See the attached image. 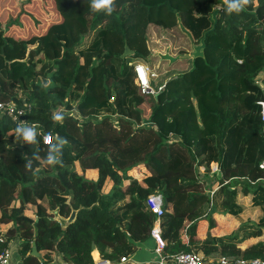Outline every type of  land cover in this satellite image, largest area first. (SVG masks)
Returning a JSON list of instances; mask_svg holds the SVG:
<instances>
[{
	"label": "trees",
	"instance_id": "1",
	"mask_svg": "<svg viewBox=\"0 0 264 264\" xmlns=\"http://www.w3.org/2000/svg\"><path fill=\"white\" fill-rule=\"evenodd\" d=\"M35 1L45 12L29 30L17 21L29 17L32 0L22 2L19 19L5 21L13 3L0 0V101L29 105L27 123L42 130L0 117V251L15 239L25 264H49L56 252L67 264L117 261L150 236L155 214L145 200L157 192L167 201L160 220L168 262L181 251L264 258L256 81L264 84V0L239 11L230 0H114L111 14L93 10L92 0ZM150 24L179 26L192 46L208 32L204 55L180 57L183 68L157 67L155 92L145 94L132 61L152 55ZM125 44L132 52L121 57ZM57 107L67 110L59 118ZM213 162L218 169L209 175ZM140 164L146 171L131 175ZM88 168L96 177L85 175ZM201 172L214 179L212 205ZM55 207L65 216L78 211L62 227ZM216 212L233 216L236 227L196 240L198 220L210 230Z\"/></svg>",
	"mask_w": 264,
	"mask_h": 264
},
{
	"label": "built area",
	"instance_id": "2",
	"mask_svg": "<svg viewBox=\"0 0 264 264\" xmlns=\"http://www.w3.org/2000/svg\"><path fill=\"white\" fill-rule=\"evenodd\" d=\"M134 72H135V80L139 86V90L142 93L149 94L154 93L155 89L151 86V79L158 76V73L154 69H150L145 62L142 61H134ZM259 82L260 86L263 89V97L258 101L260 106V119L264 124V84L260 80H256ZM163 85H160L161 88ZM29 105L19 106L13 101H0V117L5 116L12 121H16L28 128H35L36 123H27L26 115L29 110ZM63 110H66L63 108ZM67 111V110H66ZM39 128H35V130ZM42 133V132H41ZM43 141L45 143H49L51 141V135L43 133L42 134ZM259 167L263 170V176L261 177V181L264 184V159L260 161ZM141 169V167L139 168ZM217 164L211 165V171L209 175H212V172L217 170ZM134 174V173H133ZM212 192L213 188H211L207 193L209 194V204L212 205ZM147 207L155 214V219L153 221V225L150 229V236L155 240V251L158 254L159 264H225L230 262L225 257H219L218 259H206L198 252L195 251H181L175 253L172 256L170 262L163 256L162 250L165 245V240L161 234V215L164 211V199L160 193L152 192L147 195L146 198ZM1 239V238H0ZM128 261L127 255H121L117 261H113L109 258H101L98 257L95 264H124ZM241 264H264V258H251V259H237L235 260ZM10 262V252L8 247L4 250L0 251V264H8ZM43 264V262H41Z\"/></svg>",
	"mask_w": 264,
	"mask_h": 264
},
{
	"label": "rangeland",
	"instance_id": "3",
	"mask_svg": "<svg viewBox=\"0 0 264 264\" xmlns=\"http://www.w3.org/2000/svg\"><path fill=\"white\" fill-rule=\"evenodd\" d=\"M24 0H12L13 6H12V10L6 14L5 18L2 19V21H5L7 18L9 17H17V14L19 13V10L22 7V2ZM231 1V0H230ZM32 5L30 6V8H27L28 10H26L28 16H24L22 17V20H20L18 17L17 22L20 23L19 26H23V24H25L27 26V28L29 30H31V28H34L38 25H41V23H39L41 21V15L43 14V12H45L44 10L40 9L41 5H37L35 0H32ZM34 6V8H33ZM48 9L47 13H49L48 15H51L50 17L54 16V13H52L51 11H49L48 6H46ZM24 9V8H23ZM50 17L48 18V16H46L45 19H47L48 21H50ZM46 21V20H43ZM160 28H158L157 26H149L148 28V38H149V45L151 50L153 51V49H157L159 51V54H155L154 56H149L148 61H142L145 62L147 64V66L150 69H157V67H160L159 69L161 70H166V69H171L174 63L173 62H179L181 63L179 65V68H181V65H183L184 63V58H180V57H184L182 53L187 52V54L189 52H191L192 49V43L189 40L188 35L186 34V32H184L180 27L172 29V31H160ZM11 34V33H10ZM13 35H17L18 33L12 32ZM182 54V55H181ZM181 55V56H180ZM159 56V57H158ZM192 57V56H191ZM156 60V61H155ZM134 61H141L140 59H135ZM157 62V64H156ZM169 64V66H168ZM168 67H167V66ZM171 67V68H170ZM156 71V70H155ZM158 77V76H156ZM159 80V79H158ZM66 112V110H63V107H57L54 109V114L55 117H61L62 114H64ZM74 114H76V112H74ZM77 115V114H76ZM40 129V128H39ZM40 131L42 132V130L40 129ZM38 131V129L35 130V133H41ZM75 167L77 169H80L78 162H76ZM94 175L93 178L97 175L96 170H94ZM146 169L143 168L141 166V169L136 170V172L134 174V176H141L143 172H145ZM86 176L91 175V173L87 170L85 172ZM201 176L202 177H206L204 175L203 172H201ZM208 179L207 181L203 182V187L205 193H207L215 184L214 179H212L211 176L207 175ZM210 188V189H209ZM208 189V190H206Z\"/></svg>",
	"mask_w": 264,
	"mask_h": 264
},
{
	"label": "crops",
	"instance_id": "4",
	"mask_svg": "<svg viewBox=\"0 0 264 264\" xmlns=\"http://www.w3.org/2000/svg\"><path fill=\"white\" fill-rule=\"evenodd\" d=\"M149 26H157L158 28H160L159 33H160V31H163V30L167 31V32L172 31V29L179 27V26H176V27H173L171 29H161V27H159L158 25H155V24H150ZM149 26H148V28H149ZM147 33H148V30H147ZM192 49H193V46H192ZM155 54H157V55L159 54V51L157 49H153V51H152V55L154 56ZM156 64H157V62H156ZM168 66H169V64H168ZM185 66H186V64H183V65H181V68H183ZM211 165H215V162H213ZM139 166H142L143 168L146 169V167L142 164H140ZM87 170L91 173V175H89V177H93L94 171L92 169L88 168L85 170V172ZM78 171H81V170L78 169ZM203 178L205 181H207L208 176L203 177ZM206 190H208V189H206ZM236 225H237V220L233 216L226 214V213H223V212L222 213L216 212V213H214L213 225L210 227V230L208 229L209 222L207 220L201 218L198 220V223H197V226L195 229V233L193 234V236L196 240H200L207 234V231L210 232V235L211 234H222V233H226V232L231 231L233 228L236 227ZM186 238L188 239V236ZM17 243L18 242L15 239H13L9 242L8 249L10 252V262L8 264H25L24 263L25 259L22 258L18 252ZM95 255H96V257H98L97 251H95ZM158 258H159L158 254L155 251V240L151 236H149L147 239H145L140 244H138L137 250L133 254L128 256V261L124 264H159ZM218 258L219 257L210 256L207 259H214L215 260ZM49 264H67V263H65L62 260L61 256L59 255V253L56 252L54 254L53 261L50 262ZM225 264H241V263H238L236 261H230V262L225 263Z\"/></svg>",
	"mask_w": 264,
	"mask_h": 264
},
{
	"label": "water",
	"instance_id": "5",
	"mask_svg": "<svg viewBox=\"0 0 264 264\" xmlns=\"http://www.w3.org/2000/svg\"><path fill=\"white\" fill-rule=\"evenodd\" d=\"M217 12H218V7L215 8V10L213 11V24L211 26V28L209 30H212L215 28L216 22H217ZM208 32V30L204 33V36L201 38L200 43L196 44L193 46V50L191 51V53L188 54H183V56H192V57H196V56H202L204 55V51L203 48L205 46V35ZM132 52V50L128 47L127 44H125L124 50L121 54V57H124L127 54H130ZM166 199H164V207L166 206ZM78 211V208H71L70 212L68 215H61L59 213V208L55 207L53 209L50 210V212L52 213V217L53 219L59 221V223L61 224L62 227H66L70 222H72L75 219L76 213ZM207 234L209 235V238H212V236L210 235V232L207 231ZM31 253L33 255L38 256L39 255V251L37 250V246L35 241H32V247H31Z\"/></svg>",
	"mask_w": 264,
	"mask_h": 264
},
{
	"label": "clouds",
	"instance_id": "6",
	"mask_svg": "<svg viewBox=\"0 0 264 264\" xmlns=\"http://www.w3.org/2000/svg\"><path fill=\"white\" fill-rule=\"evenodd\" d=\"M228 2V0H226ZM248 0H231V3L229 4L230 10H236L239 11L242 5L247 4ZM114 0H92L91 6L93 10L99 11L102 9H106L107 13L111 14V12L114 10L113 8ZM59 118V117H58ZM28 138H31V134H28Z\"/></svg>",
	"mask_w": 264,
	"mask_h": 264
}]
</instances>
